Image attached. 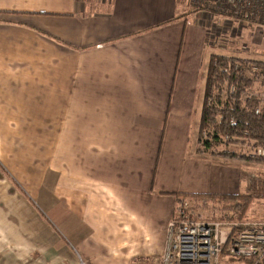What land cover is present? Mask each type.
I'll return each mask as SVG.
<instances>
[{"label":"crops","instance_id":"0c3cea01","mask_svg":"<svg viewBox=\"0 0 264 264\" xmlns=\"http://www.w3.org/2000/svg\"><path fill=\"white\" fill-rule=\"evenodd\" d=\"M193 9L0 0V264H161L184 194L245 193L197 142L211 55L247 57Z\"/></svg>","mask_w":264,"mask_h":264},{"label":"trees","instance_id":"16d2710c","mask_svg":"<svg viewBox=\"0 0 264 264\" xmlns=\"http://www.w3.org/2000/svg\"><path fill=\"white\" fill-rule=\"evenodd\" d=\"M256 84L264 85L263 60L211 55L198 129L197 152L237 157L234 153L225 155L220 147L245 143L264 148V106H261L258 99L244 96ZM258 107H261V111L256 115ZM240 158L246 160L243 156ZM247 187V193L184 194L182 200L187 199L195 205H218L223 219L243 220L255 199L258 184L249 181ZM229 259L231 262L237 260L232 257Z\"/></svg>","mask_w":264,"mask_h":264},{"label":"built area","instance_id":"2783aa9c","mask_svg":"<svg viewBox=\"0 0 264 264\" xmlns=\"http://www.w3.org/2000/svg\"><path fill=\"white\" fill-rule=\"evenodd\" d=\"M189 1L199 11L204 9L264 29V0ZM247 98H256L264 106V93L248 92ZM260 111L258 107L255 114ZM254 156L264 157V148L256 149ZM191 207L189 200L178 203L168 225L161 264H220L225 248L227 256L236 261L264 264V221L249 222L238 232V223L201 220L193 215Z\"/></svg>","mask_w":264,"mask_h":264},{"label":"rangeland","instance_id":"374dc122","mask_svg":"<svg viewBox=\"0 0 264 264\" xmlns=\"http://www.w3.org/2000/svg\"><path fill=\"white\" fill-rule=\"evenodd\" d=\"M217 18H219V20L218 23L215 21V24L212 22V20H207L209 26H213V29L211 30V43L213 42L214 45L220 49V51H222L223 48L227 49L229 45L234 53L233 55L240 53L243 55V57L264 61V29L260 28L256 24L248 25L246 22L229 19L228 17L222 15H217ZM222 34L229 35V38ZM232 37L235 38L233 42L230 43V40L233 39ZM226 43L228 45H226ZM235 43H237V47L233 46ZM231 57L238 58L236 56ZM248 92L264 93V85L256 84L252 90H249L244 94L245 97H247ZM192 133L193 135L196 134L195 129H193ZM220 149L224 151L225 155L231 153L237 154L239 157L229 156L227 158L243 162L247 165L244 167L245 173L243 176L247 178V182L254 181L258 184L254 194L255 199L250 205L243 220L223 219V214L220 212L218 205L209 204L205 206L201 203H197L195 205L190 202L192 205L190 210H192L195 217L201 220L209 222L222 220L225 222L228 221L238 223L237 231L240 232L247 227L246 224L249 222L264 221V157L254 156V151L259 149V147L257 148L253 145H247L245 143L228 144L226 146L220 147ZM242 156L246 158V160L241 159L240 157ZM245 193H247V190H245ZM227 260L230 261L229 257L227 256V249L225 248L223 257L220 259V264H231ZM237 263L244 264V262L241 261H238Z\"/></svg>","mask_w":264,"mask_h":264}]
</instances>
